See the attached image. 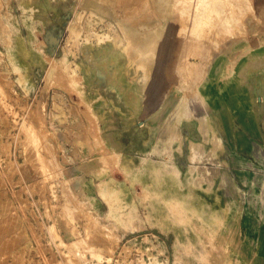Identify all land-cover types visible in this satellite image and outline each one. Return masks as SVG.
I'll list each match as a JSON object with an SVG mask.
<instances>
[{
  "label": "rangeland",
  "instance_id": "1",
  "mask_svg": "<svg viewBox=\"0 0 264 264\" xmlns=\"http://www.w3.org/2000/svg\"><path fill=\"white\" fill-rule=\"evenodd\" d=\"M127 1L0 0V264L264 239V0Z\"/></svg>",
  "mask_w": 264,
  "mask_h": 264
},
{
  "label": "crops",
  "instance_id": "2",
  "mask_svg": "<svg viewBox=\"0 0 264 264\" xmlns=\"http://www.w3.org/2000/svg\"><path fill=\"white\" fill-rule=\"evenodd\" d=\"M201 120H203V118H201ZM205 124H204V127H205ZM202 128L203 127L200 124L201 134L204 133V131H203L204 128H203V130H202ZM216 135H217V133H216ZM217 137H218V135H217ZM199 140L200 141L198 143L200 145H210L212 143L211 137L209 138L207 135H204V134H202V136L199 137ZM187 156L185 158V161H187L189 163ZM255 156H256V154L254 155L253 150L250 149L248 152L249 161L252 162L251 159L254 158ZM241 188L243 189V187H241ZM238 236H239V242L237 244V249L239 250V252L242 255V257L244 258V260H246V262H248V264H264V249H263L264 248V239L262 240L263 237L261 238V235H259L260 239H258L256 234H253L252 241H244V240H242L243 236L241 234H238ZM263 236H264V234H263ZM250 242H252V243H250Z\"/></svg>",
  "mask_w": 264,
  "mask_h": 264
},
{
  "label": "bare ground",
  "instance_id": "3",
  "mask_svg": "<svg viewBox=\"0 0 264 264\" xmlns=\"http://www.w3.org/2000/svg\"><path fill=\"white\" fill-rule=\"evenodd\" d=\"M126 1H127V0H126ZM128 1H129V4H135V0H134V1L132 0L131 3H130V0H128ZM128 1H127V2H128ZM179 1H180V0H179ZM179 1H178V2H179ZM191 1H192V0H190L189 2H191ZM193 1H194V0H193ZM222 1H223V0H222ZM234 1H235V0H234ZM117 2H118V1H117ZM127 2H126V3H127ZM133 2H134V3H133ZM137 2L140 3L139 0L136 1V3H137ZM143 2H144V1H143ZM180 2H181V1H180ZM183 2H184V1H183ZM183 2H182V4H183ZM189 2H188V4H189ZM124 3H125V2H124ZM126 3H125V4H126ZM192 3H193V2H192ZM192 3H190V4H192ZM195 3H196V2H195ZM236 3H237V2H236ZM127 4H128V3H127ZM127 4H126V5H127ZM196 4H197V3H196ZM226 4H227V3H226ZM242 4H243V3H242ZM126 5H125V6H126ZM183 5H185V2H184ZM130 6H131V5H130ZM133 6H134V5H133ZM185 6H187V5H185ZM196 6H197V5H196ZM196 6H195V8H197ZM131 7H132V6H131ZM131 7H129V5H128L126 8L131 9ZM136 7L139 8L138 6L135 5V8H136ZM177 8H178V7H177ZM173 10H174V9H173ZM130 11H131V10H130ZM182 12H183V11H182ZM148 13H149V12H148ZM187 13H188V12H187ZM231 13H232V12H231ZM127 14H129L128 11H127ZM181 14H182V13H181ZM180 16H181V15H180ZM184 16H185V14H184L182 17H184ZM189 17H190V16H189ZM175 18L177 19V15H176ZM179 18H180V17H179ZM185 19H186V16H185ZM190 19H191V18H190ZM138 20H139V19H138ZM187 20H188V18H187ZM179 22H180V21H179ZM186 22H187V21H186ZM190 23H191V22H190ZM175 25H176V22H175ZM179 25H180V24H179ZM210 25H211V24H210ZM136 26H137V25H136ZM176 26H178V25H176ZM176 26H175V27H176ZM182 26H183V25H182ZM186 26H187V25H186ZM198 26H199V25H198ZM198 26H197V28H198ZM183 27H184V26H183ZM183 27H182V28H183ZM182 28H181V29H182ZM210 28H212V27H210ZM178 29H179V28H178ZM203 29H204V28H203ZM203 29H202V30H203ZM206 29H207V28H206ZM206 29H204L205 32H206ZM219 29H220V26H219ZM221 29H222V28H221ZM210 30H211V29H210ZM223 30H224V29H223ZM211 31H212V30H211ZM202 32H203V31H202ZM201 35H202V34H201ZM209 35H210V34H209ZM202 37H203V36H202ZM203 38H204V37H203ZM177 48H178V47H177ZM174 59H175V58H174Z\"/></svg>",
  "mask_w": 264,
  "mask_h": 264
}]
</instances>
